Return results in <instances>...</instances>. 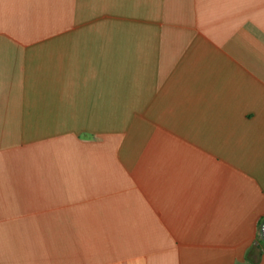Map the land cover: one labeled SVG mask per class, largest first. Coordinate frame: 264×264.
Listing matches in <instances>:
<instances>
[{
  "label": "crops",
  "instance_id": "0c3cea01",
  "mask_svg": "<svg viewBox=\"0 0 264 264\" xmlns=\"http://www.w3.org/2000/svg\"><path fill=\"white\" fill-rule=\"evenodd\" d=\"M264 0H0V264H264Z\"/></svg>",
  "mask_w": 264,
  "mask_h": 264
},
{
  "label": "water",
  "instance_id": "95a60500",
  "mask_svg": "<svg viewBox=\"0 0 264 264\" xmlns=\"http://www.w3.org/2000/svg\"><path fill=\"white\" fill-rule=\"evenodd\" d=\"M263 233H264V228H263Z\"/></svg>",
  "mask_w": 264,
  "mask_h": 264
}]
</instances>
